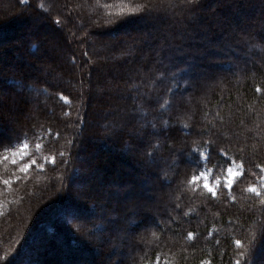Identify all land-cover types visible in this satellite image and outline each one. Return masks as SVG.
Here are the masks:
<instances>
[{
    "label": "trees",
    "instance_id": "trees-1",
    "mask_svg": "<svg viewBox=\"0 0 264 264\" xmlns=\"http://www.w3.org/2000/svg\"><path fill=\"white\" fill-rule=\"evenodd\" d=\"M0 44V264H46L27 256L49 245L92 264L89 246L113 258L127 229L112 264H264V189L248 191L264 182V0H0ZM109 108L127 123L102 139ZM233 162L230 193L190 183Z\"/></svg>",
    "mask_w": 264,
    "mask_h": 264
},
{
    "label": "rangeland",
    "instance_id": "rangeland-1",
    "mask_svg": "<svg viewBox=\"0 0 264 264\" xmlns=\"http://www.w3.org/2000/svg\"><path fill=\"white\" fill-rule=\"evenodd\" d=\"M24 30V29H23ZM23 30H19V31H15L13 34H11V35H9V37H7L6 38V40H14L18 35H19V32H22ZM28 30V29H27ZM27 30H24V31H27ZM112 35V34H111ZM117 36H119V37H124V36H127V37H130L131 35L127 32V31H121L119 34H117ZM100 38L102 37L103 38V36H99ZM93 43H96L97 42V36H95V37H93ZM2 45L0 44V47H1ZM3 51H0V56H4V54L5 53H2ZM15 54V58L17 57L16 56V53H14ZM0 67L1 68H7V66H1V64H0ZM138 72V70L137 69H131V70H129L128 72H126L125 73V76L126 77H129V76H132L134 73H137ZM190 81H192L191 79H190ZM1 82V81H0ZM193 82V81H192ZM2 84H3V82H1ZM193 84H191V89L193 88ZM20 88V87H19ZM35 95V94H34ZM135 115L137 116V121L138 122H143L144 121V118H143V115L142 114H139L138 115V110L137 111H135ZM113 117V114L111 113V111H110V108H109V110H107L103 115H100L98 118H96V120H97V123L95 122V123H92L93 124V126H97V125H99L100 126V128H99V130L96 132V134L98 135V136H96V137H100V138H104L105 136L104 135H106V134H103V133H105L104 131H108V128H111V129H120V128H123V127H125V125H126V123L127 122H125L127 119H124V120H121V121H117V119H115V118H113L112 120H111V123H109L108 122V118H112ZM117 117V116H116ZM114 124V125H113ZM2 129V128H1ZM102 142V141H101ZM103 144L105 145V146H110L109 145V142H107V141H105L104 140V142H103ZM23 146V145H22ZM22 146L20 147V150H21V148H22ZM101 147V146H100ZM19 150V151H20ZM18 151V152H19ZM123 151H124V154H127L128 155V151L127 150H125L124 148H123ZM133 151V150H132ZM128 152V153H127ZM23 155H25V152L23 153ZM20 157V156H19ZM81 161V160H80ZM82 162V161H81ZM110 162L111 163H113L114 165V173H113V175H115V176H121V174H124V173H126V171L127 172H130V170L125 166V164H124V162H123V160L121 161V160H118V158H114V159H110ZM229 166H232L233 168H234V170H236V169H239L241 172L243 171V168H242V166H241V164L240 163H237V162H233V163H231ZM106 168L108 169V168H111L108 164H106ZM227 169V168H226ZM226 169H225V173H224V177H222L220 180L221 181H223V179L225 178V175H226ZM205 170H207L208 172H209V176H208V179H209V182L213 185V186H215V183H216V180H219V179H216V180H212L211 178H210V170H208V169H204V170H202L201 172H203V171H205ZM201 172H199L198 173V175L201 173ZM121 173V174H120ZM201 184L203 185V182H201ZM251 187H256L257 188V190H259L260 188H263L264 189V182H263V179L260 181V182H258L256 185H251V186H249L248 188H251ZM85 188H88V186L87 185H79V184H77V183H75L73 186H72V190H71V193H72V195L74 196V197H78V196H80V193L81 192H83V191H86L85 190ZM105 189L104 190H109V191H111L112 189H113V187H107L106 188V186L104 187ZM89 189V188H88ZM125 189V188H124ZM139 190H141V191H143V187H139L138 188ZM136 190H137V188H136ZM126 189L125 190H123V192H125L126 193ZM144 192V191H143ZM125 193H123V194H125ZM110 196H113L114 197V195L112 194H109ZM125 195H127V194H125ZM125 195H121L120 197H121V200L122 201H125L126 200V202H127V200L128 199H125L124 197H125ZM119 199V198H118ZM94 201V200H93ZM121 203V201H119L118 200V202H117V204H116V206L115 207H117V206H119V204ZM156 203V202H155ZM154 203V204H155ZM157 204V203H156ZM109 206V205H108ZM111 206H113V205H110V207ZM148 207L149 208H151L152 207V201H150L149 203H148ZM114 208V207H113ZM111 210H112V208H111ZM69 216L70 215V213H65V214H63V216ZM114 212L113 211H110V216L111 217H114ZM126 228H128V227H126ZM102 235H104V234H102ZM129 235H130V231L127 229V230H125L124 232H120L119 234H118V239H120L122 242H126L125 244H127V245H130L129 244V239H127V237H129ZM42 244L43 243H41V244H38V245H33V246H31V248L29 249V252L30 251H32V250H36V251H33V252H37L38 250H37V247L39 246V248H40V250H41V246H42ZM125 244H123V245H119V246H114L113 247V249H114V251H115V254H113V258H106V257H103V260H102V258H101V256L99 257L98 256V259H96L95 260V262H94V264H112V262L113 261H115L116 260V258H121L122 260H126V258L127 259H130V254H131V252L128 250V252H127V254H125L124 256L123 255H120V253L118 254V252L122 249V248H126L127 247V245H125ZM52 249H51V253H50V251H49V254H47V252L44 254V251H43V253L42 252H40V251H38V254H39V257H35V256H33L32 254L31 255H29V256H27V259L30 261V262H40L41 261V259L44 261V263H46V264H62V260H61V258H62V254L61 255H59L58 253H54L53 251H54V247H55V245H49ZM91 249L93 248V249H95L96 251H98L99 252V248H98V244L97 243H95L94 242V244H92L91 246H89ZM129 247V246H128ZM43 248V247H42ZM45 248V247H44ZM49 248V247H48ZM129 249V248H128ZM43 250V249H42ZM101 250L103 251V252H108V251H110V249L109 248H107V246L105 247V246H103L102 248H101ZM97 252V253H98ZM47 254V256H44V255H46ZM99 254V253H98ZM95 257L96 256H93V259H95ZM25 258V257H24ZM88 258V257H87ZM112 259V260H111ZM46 260H47V262H46ZM73 262V261H72ZM72 262L71 261H67V262H65L66 264H72Z\"/></svg>",
    "mask_w": 264,
    "mask_h": 264
},
{
    "label": "snow or ice",
    "instance_id": "snow-or-ice-1",
    "mask_svg": "<svg viewBox=\"0 0 264 264\" xmlns=\"http://www.w3.org/2000/svg\"><path fill=\"white\" fill-rule=\"evenodd\" d=\"M57 24H59V21H56ZM257 91H260V89H257ZM37 149H39L41 146L39 144L36 145ZM28 145L24 144L21 148V150L19 152H15L13 153L14 156H20L21 160L24 159L23 153L27 150ZM61 155H63V153H61ZM209 157H210V153L209 154H201L197 164L201 167H203V164H207L209 161ZM4 160H8V157L5 156L3 158ZM201 161L203 163H201ZM12 164L15 165L17 163L16 159H12ZM37 163V161L35 159L31 160L30 164H24L23 167H21L19 169L20 172L22 173H26L30 167H32L33 165H35ZM52 163H55V160L52 161ZM261 171H264V169H261ZM242 175V172L239 169L234 170V168L232 166H228L226 169V175L225 178L223 179V181L221 180H216L215 186H213L208 179L209 176V172L207 170L201 172L199 175H193L191 177V181L190 183L192 185H196L199 182H203V188L204 190L212 197V198H216L217 197V190L223 186L224 188H226L228 190V192L230 193L232 191L233 185L234 183L237 181V179ZM10 181L5 180L4 184H9ZM249 192L254 193L256 196H261V192L257 190L256 187H251L248 189ZM189 239H192V234L189 233ZM236 246L240 247L241 246V242L239 240H237L236 242ZM203 264H210V262L208 261H204ZM237 264H239V261H237Z\"/></svg>",
    "mask_w": 264,
    "mask_h": 264
},
{
    "label": "bare ground",
    "instance_id": "bare-ground-1",
    "mask_svg": "<svg viewBox=\"0 0 264 264\" xmlns=\"http://www.w3.org/2000/svg\"><path fill=\"white\" fill-rule=\"evenodd\" d=\"M5 39H6V38H5ZM0 134H1V133H0ZM125 174H126L128 177L130 176V178H134V174H133L132 172H127V171H126ZM44 256H47V254L44 255ZM98 256H99V257L101 256V258H102V256H103V251L100 249V247H99V254H97V256L95 257V259H93L92 264H94L95 260L98 259ZM46 262H47V260H46Z\"/></svg>",
    "mask_w": 264,
    "mask_h": 264
}]
</instances>
